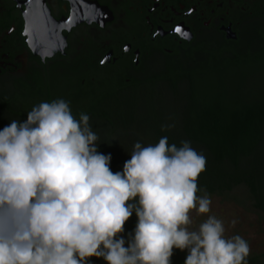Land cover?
Here are the masks:
<instances>
[{
  "label": "clouds",
  "instance_id": "clouds-1",
  "mask_svg": "<svg viewBox=\"0 0 264 264\" xmlns=\"http://www.w3.org/2000/svg\"><path fill=\"white\" fill-rule=\"evenodd\" d=\"M89 120L59 98L0 129V264H171L174 249L184 264H248V242L197 194L206 157L190 142H135L113 172ZM193 211L207 217L196 228Z\"/></svg>",
  "mask_w": 264,
  "mask_h": 264
},
{
  "label": "flooded vegetation",
  "instance_id": "flooded-vegetation-1",
  "mask_svg": "<svg viewBox=\"0 0 264 264\" xmlns=\"http://www.w3.org/2000/svg\"><path fill=\"white\" fill-rule=\"evenodd\" d=\"M262 24L264 0H0V129L61 95L103 93L106 74L118 96L141 95L162 58Z\"/></svg>",
  "mask_w": 264,
  "mask_h": 264
},
{
  "label": "trees",
  "instance_id": "trees-1",
  "mask_svg": "<svg viewBox=\"0 0 264 264\" xmlns=\"http://www.w3.org/2000/svg\"><path fill=\"white\" fill-rule=\"evenodd\" d=\"M110 71H106L109 73ZM105 73V74H106ZM103 79V93L76 92L75 98L61 95L69 102L74 116L86 113L96 124L97 150L111 154L110 168L121 171L130 159L133 145L116 144L136 131L139 102L146 105L144 121L152 128L146 146L167 137L169 145L181 141L206 157V168L198 177L203 195H223L232 188L246 187L253 207L264 211V26L256 25L236 43L213 41L209 45L189 47L182 56L168 55L146 78L140 93L118 96L110 75ZM121 80V79H119ZM171 100L170 116L158 113V102ZM46 100V99H45ZM107 104L108 111L101 108ZM162 125H174L162 131ZM99 128V129H97ZM116 140V141H115ZM136 224L135 213L126 221L127 239ZM185 255L174 249L171 264H184ZM248 264H264V253L247 258ZM90 264H105L90 258Z\"/></svg>",
  "mask_w": 264,
  "mask_h": 264
},
{
  "label": "rangeland",
  "instance_id": "rangeland-1",
  "mask_svg": "<svg viewBox=\"0 0 264 264\" xmlns=\"http://www.w3.org/2000/svg\"><path fill=\"white\" fill-rule=\"evenodd\" d=\"M158 65L159 61L156 62L154 68H158ZM123 96V98L127 97L126 95ZM171 103V100L167 96H164L158 102L159 116H162L165 120L169 119ZM136 113V131L138 133H134L122 141L115 140L116 144H123L119 146L122 152H124L125 146L129 144L133 145L132 140L146 146L145 142L152 131L151 122L144 121L143 119L147 116L146 105L143 101L137 105ZM95 125H91L93 131L96 129ZM209 196L211 198V211L208 215H214L224 221L226 236L240 235L248 242L251 252L247 258L264 253V211L253 207L246 187L238 185L223 195L209 194ZM191 216L193 228L198 227L207 218L206 216H197L194 211L191 213ZM232 221H236V223L233 225ZM182 252L185 256L187 255V251Z\"/></svg>",
  "mask_w": 264,
  "mask_h": 264
},
{
  "label": "snow or ice",
  "instance_id": "snow-or-ice-1",
  "mask_svg": "<svg viewBox=\"0 0 264 264\" xmlns=\"http://www.w3.org/2000/svg\"><path fill=\"white\" fill-rule=\"evenodd\" d=\"M179 31V29H177Z\"/></svg>",
  "mask_w": 264,
  "mask_h": 264
}]
</instances>
